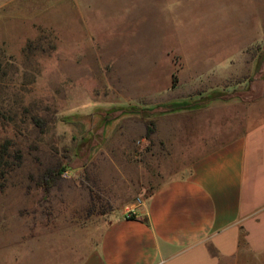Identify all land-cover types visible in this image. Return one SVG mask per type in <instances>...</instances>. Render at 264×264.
Masks as SVG:
<instances>
[{
    "label": "rangeland",
    "instance_id": "1",
    "mask_svg": "<svg viewBox=\"0 0 264 264\" xmlns=\"http://www.w3.org/2000/svg\"><path fill=\"white\" fill-rule=\"evenodd\" d=\"M248 23L264 36V0H0V264H76L112 215L185 172L196 144L146 135L162 104L125 97L161 92L182 55H232ZM258 42L247 59L264 60Z\"/></svg>",
    "mask_w": 264,
    "mask_h": 264
},
{
    "label": "crops",
    "instance_id": "2",
    "mask_svg": "<svg viewBox=\"0 0 264 264\" xmlns=\"http://www.w3.org/2000/svg\"><path fill=\"white\" fill-rule=\"evenodd\" d=\"M248 27L232 55H182L174 86L170 66L161 92L125 97L156 105L234 91L152 118L159 141L170 149L193 142L196 154L132 216L112 215L76 264H264V60L245 57L255 41L264 49V36Z\"/></svg>",
    "mask_w": 264,
    "mask_h": 264
},
{
    "label": "trees",
    "instance_id": "3",
    "mask_svg": "<svg viewBox=\"0 0 264 264\" xmlns=\"http://www.w3.org/2000/svg\"><path fill=\"white\" fill-rule=\"evenodd\" d=\"M176 76L173 73L172 75V86L175 85L176 83ZM222 95L220 94V91L218 90H212L210 92H207L206 94H198L196 99H184L180 101H173V102H168L160 105L164 109L162 111H159L157 113H151V114H145L147 117L148 116H156L159 114L163 113H169V112H174V111H180L184 109H190V108H196L200 106H205L208 104L210 101L220 98ZM146 130L147 134H152L154 131V122L151 120H148L146 122ZM11 141L10 140H5L3 144L0 145V166L2 165H10L8 163L9 159V154L8 153V147L10 146ZM12 158L15 157L16 161H20L21 156L18 154L17 150L14 152L11 156ZM17 162V163H18ZM65 169V166H63L61 163L57 162L56 165L47 167L45 168L44 172L40 175V185H43L44 187H49L52 186L56 180L60 177L62 171ZM5 171L0 170V176L4 177ZM132 216V215H131Z\"/></svg>",
    "mask_w": 264,
    "mask_h": 264
},
{
    "label": "built area",
    "instance_id": "4",
    "mask_svg": "<svg viewBox=\"0 0 264 264\" xmlns=\"http://www.w3.org/2000/svg\"><path fill=\"white\" fill-rule=\"evenodd\" d=\"M142 203H143V200L141 198H139V197L136 198V201L133 204H131V206L128 208L127 216L129 217V216L133 215L134 214V212H133L134 209L136 207L140 206Z\"/></svg>",
    "mask_w": 264,
    "mask_h": 264
}]
</instances>
